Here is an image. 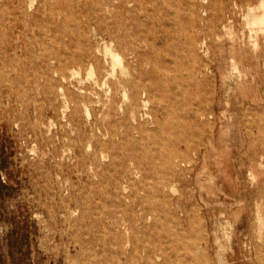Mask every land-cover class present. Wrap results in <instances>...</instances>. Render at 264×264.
<instances>
[{"label": "rangeland", "instance_id": "374dc122", "mask_svg": "<svg viewBox=\"0 0 264 264\" xmlns=\"http://www.w3.org/2000/svg\"><path fill=\"white\" fill-rule=\"evenodd\" d=\"M160 1L151 22L119 0H0V264H108L115 241L173 230L199 244L169 264H264V30L246 18L263 0ZM116 19L149 38L140 60L113 46L147 106L109 88L121 66L90 35ZM80 50L92 76L59 65Z\"/></svg>", "mask_w": 264, "mask_h": 264}, {"label": "bare ground", "instance_id": "6f19581e", "mask_svg": "<svg viewBox=\"0 0 264 264\" xmlns=\"http://www.w3.org/2000/svg\"><path fill=\"white\" fill-rule=\"evenodd\" d=\"M119 1L124 4V7L128 4H131L136 10L143 11V16L151 22L162 20L166 13L165 7L160 0ZM259 8L262 10L261 14L257 13L256 8H251L246 17L247 22L251 27V31H255L256 33L264 30V0L262 1ZM69 9H67L65 12L61 11L60 15H62L67 21H70L71 35L73 37L76 34V30L79 28L80 24L83 25V22L80 23V20ZM89 29L91 36L97 37L101 35L103 37V40H107L105 41L103 60H105L107 56H111L114 63L121 66L120 75L117 76L115 83L112 86H109V88L111 90L122 89L125 94L127 92V89L131 88L135 95H137V93L141 91L147 96V100L144 101V105L147 106L148 102H150L151 99L155 97L153 91L147 87L145 82H137L136 80H134V78H128V68L126 66H123L122 63L124 61L122 60L121 56L114 51L113 46L119 45L120 47H124L127 51H130L137 60H140L141 56L139 46L141 45L140 43L148 42V36L140 32L137 27H129L126 23L118 19H116L113 24H106L105 26H103L102 30H99L96 24H91ZM131 30H133V33H131ZM57 60L61 68H64L65 66L71 64L89 65V74L90 76H92L95 71V64L97 63L96 60H98V57L97 55H93L92 52H85L84 50H80L76 52L74 51L69 55L66 54L64 56H60L57 58ZM144 60L146 61V63H151V61L148 59ZM157 70V66H155L154 72L156 73ZM111 74L113 73H102L101 79L105 83H107V80ZM198 115H201V117L203 118L202 126L206 128L210 124L209 113L206 110L200 108ZM172 232V240L166 245L161 244L160 242L142 244L141 242L132 241L130 239H128L127 241H115L114 245L120 248V251H116L115 253L119 255H126V257L123 260L109 262L108 264H140L142 260H144L146 264H156L154 259L159 256H163L165 258V263L169 264L171 263L173 256H171L172 248H181L186 252V254H191L194 250L198 249L199 243L197 241L188 242L179 237L186 235L185 231L173 230Z\"/></svg>", "mask_w": 264, "mask_h": 264}]
</instances>
